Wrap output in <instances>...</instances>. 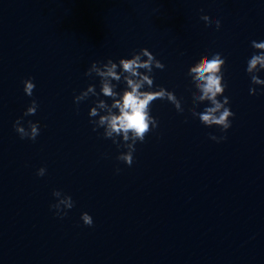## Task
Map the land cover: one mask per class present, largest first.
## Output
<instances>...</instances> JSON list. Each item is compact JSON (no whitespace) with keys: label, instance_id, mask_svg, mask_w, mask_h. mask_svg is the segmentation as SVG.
<instances>
[{"label":"water","instance_id":"water-1","mask_svg":"<svg viewBox=\"0 0 264 264\" xmlns=\"http://www.w3.org/2000/svg\"><path fill=\"white\" fill-rule=\"evenodd\" d=\"M252 40H264V0H0V264H264V96L248 93ZM140 48L165 65L155 84L185 115L154 102L158 128L126 167L92 131L90 100L77 107L73 96L97 82L84 75L93 61ZM212 52L226 57L235 114L221 143L208 138L219 129L192 118L186 76ZM28 77L35 142L12 127L30 102ZM53 190L75 202L62 220L49 210Z\"/></svg>","mask_w":264,"mask_h":264},{"label":"clouds","instance_id":"clouds-1","mask_svg":"<svg viewBox=\"0 0 264 264\" xmlns=\"http://www.w3.org/2000/svg\"><path fill=\"white\" fill-rule=\"evenodd\" d=\"M201 21L209 31L221 30V21L200 16ZM252 53L246 60L245 73L250 80L248 93L250 96H264V40L250 42ZM226 57L220 52H212L201 62L189 66L186 76L192 86L191 116L205 128H217L220 135H210L209 140L221 143L227 139L226 134L232 127L235 118L230 106V99L225 94L228 84L225 80ZM165 65L148 49L133 50L129 57L105 61H93L84 75L95 79L96 83L88 84L79 94L73 96V104L77 107L90 100L87 116L92 131L102 130L105 140H110L116 146V160L126 167L134 163L136 145L143 144L145 137L155 132L159 121L152 115V105L156 101L170 104L175 112L185 115V105L174 91L155 84V71H163ZM23 94L30 98L20 118L12 127L21 140L35 142L41 132L39 121L25 118L35 116L39 104L33 99L36 88L33 77L21 81ZM201 106L202 110H201ZM120 169H116L117 174ZM47 168L42 166L35 175L42 178ZM54 203L49 210L58 219H64L71 211L75 202L72 197L61 190H53ZM79 220L83 226L91 228L93 217L88 212H82Z\"/></svg>","mask_w":264,"mask_h":264}]
</instances>
